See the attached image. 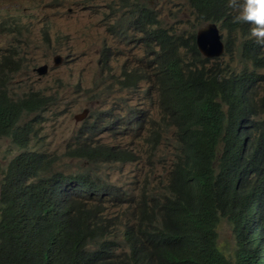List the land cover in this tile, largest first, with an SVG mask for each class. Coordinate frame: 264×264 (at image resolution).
<instances>
[{
	"label": "trees",
	"instance_id": "1",
	"mask_svg": "<svg viewBox=\"0 0 264 264\" xmlns=\"http://www.w3.org/2000/svg\"><path fill=\"white\" fill-rule=\"evenodd\" d=\"M208 1L206 5L195 6L201 11L202 20L205 13L221 6L219 0L211 4ZM151 40L168 50L186 45V41L174 42L161 37H152ZM12 59L9 56L2 58L7 62ZM176 83V80L162 82L160 87L162 97L175 104L173 112L178 117L175 123L180 128L175 168H170L162 190L153 195L142 194L136 199L133 193L107 191L108 186L97 178L63 173L38 176L31 183V161L34 158L26 152L9 167L8 179L0 195V264L254 263L250 250L251 229L248 227L244 236L240 221L243 218L250 221L252 212H257L256 203L253 209L251 204L255 194L264 198V177L256 175L257 180L245 198H242L245 192L235 196L222 194V189L236 187L232 179L237 176L229 168L231 163L223 162L219 163L223 172L215 175V126L197 114L193 101L186 103L188 98L196 95L195 89L189 91L187 80L174 91ZM1 87L0 138L14 135L21 142L22 138L15 129L17 116L24 109H39L48 100L34 93L24 101L14 102ZM195 125L209 137L201 133L203 137L200 138L199 132L193 129ZM196 135L198 140H195ZM158 139V136L153 138ZM105 150L104 147L85 149L82 146L75 156L95 160ZM54 163L55 159L47 154L45 170H53ZM12 171L15 172L12 174ZM125 205L128 207L115 219L106 217L107 208ZM103 215L106 219H101ZM224 220L231 226L239 247L236 262H232L218 244V227ZM106 223L124 225L123 242L130 247L129 253L124 256L116 254L119 244L116 239L112 241L114 237L107 239L108 235H104L109 227L104 226ZM254 230L257 239L253 242V251L255 264H259V248L264 249L260 244L264 241V227L257 226ZM89 245L94 249L88 250Z\"/></svg>",
	"mask_w": 264,
	"mask_h": 264
},
{
	"label": "clouds",
	"instance_id": "2",
	"mask_svg": "<svg viewBox=\"0 0 264 264\" xmlns=\"http://www.w3.org/2000/svg\"><path fill=\"white\" fill-rule=\"evenodd\" d=\"M77 1L68 0V4L75 5ZM134 1L136 0H125L127 6L131 8H129L128 13L131 14V20L128 23L123 22L121 24L127 26V29L123 30L121 34L127 36L131 29L133 30L131 34L134 36L142 34L140 41L145 46L143 47V54L129 52L124 50V48L117 49L113 46H104L102 68L100 70V76L106 75L103 81L111 80L113 85L118 88L133 90L135 88L139 89L140 85H143V87L148 85L146 96L140 106L136 105L134 109L129 111V121L132 124L130 130L136 133H145L154 143H158V141L153 140V138L158 136V140H161L163 133L167 130L174 136L173 139L176 142H180V128L175 123L178 117L173 112L175 104L168 98L162 97L160 87L162 82L176 80L177 83L173 89L177 91L182 86L183 81L187 80L189 91L195 89L196 95L188 98L186 103L189 100L193 101L197 114L203 120L211 122L215 126L216 136L213 137L216 141L215 156L217 158L215 175H220L223 172V170L219 169V163L223 162L226 164L231 163L230 165L232 166H229V168L234 176H237V179H232L236 187L224 188L222 189V194L235 196L240 192H245L242 198L247 197L249 190L257 180L256 175L260 174L264 177V0H219L221 6L212 9V12L205 13L203 20L200 18L201 11L196 9L195 6L206 5L207 0L203 2L199 0H183L180 6L187 12L190 9L194 17L188 23L192 26L198 23V28L182 33L167 31L161 27L164 24L167 13L171 12L166 5V3H171V0H166L163 5L161 4V8L151 6L149 4L150 1L142 0L139 3H134ZM214 1L216 0H209L208 2L211 4ZM79 3L80 1L77 4L79 5ZM6 4L8 2H0V15L2 14L0 21L7 20L4 15V6ZM71 9L69 6L62 7L63 12H68ZM21 24L22 26L13 29L17 33L16 41L26 29V25L23 26V22ZM48 29L49 24H45L42 28L45 34H49V31H46ZM109 30L112 32V29ZM7 31L11 32L12 30ZM201 33H204L202 46L198 44V36ZM152 37L170 39L174 42L186 41V45L174 46L170 50L162 49L156 41L151 40ZM57 45L58 49L54 52L56 56L53 59V67L46 64L44 67L35 68L34 71L42 74L45 71L51 72L55 68L65 67L66 63L67 66L72 64L76 59L75 54L73 53L72 57L67 61L68 56L65 51V63L62 64L61 52L65 49L61 42H57ZM148 45H151V48ZM26 50H30V47L27 46ZM8 51L0 54V85L2 86L1 89L7 93L8 98L14 102L20 99L24 101L30 98L31 94L39 93L48 101L42 103L37 110L24 109L22 114L17 116L15 129L18 131L19 137L22 138L21 142H18L14 135L0 138V141L4 138H10L17 148L20 149V153L14 156L6 167H3L0 163V195L3 193L5 181L8 179L9 167L17 157L23 156L26 152L31 153L34 158L31 161V183L35 182L38 176L50 177L56 173H62L55 169V164L59 162V158L55 154L42 151L35 146V150L29 148L32 145V137L36 134L33 129L34 125L31 123L22 125L21 123L24 115H34L35 117L32 121H37L40 116H43V111L47 112L58 101L53 96H47L42 91L34 90L26 91L21 97L16 99L13 96H9V93L13 91L12 88H9V84L12 77L19 73L20 70L18 68H20V65L22 66L25 62V51L17 44H14L13 48ZM17 52H22V54ZM4 56H9L13 59L8 62L3 61L2 58ZM47 61L52 63L50 60ZM113 61H117V72L111 67V62ZM32 62L33 60L29 64L30 68ZM74 70L75 72L70 75H68L69 71L67 68L63 72L59 70L58 74L61 78L71 80L78 72L75 67ZM79 76V81L82 76L80 84H84L86 81L80 70ZM57 81L60 84L64 82V80L60 79H57ZM152 88H154V92L151 93ZM41 89L48 92L44 88ZM97 89L96 84L90 88L78 85L76 92L80 96H82L83 92V95L94 94L92 96L96 97ZM48 93L59 96V92H51L49 90ZM154 107H158L159 119H156L152 113ZM85 116L83 114L77 117L76 121L81 122ZM106 119V115H103V117H98L93 122L87 120L85 131L89 133L96 131L97 122L103 124ZM193 129L199 132L200 138L203 137L201 133L206 138L209 137L208 133L201 131L198 125H195ZM100 130L105 131L107 129L101 128ZM198 135H196L195 140H198ZM80 139H82L81 133L80 137L75 138L77 147H71L70 158L89 162L91 158L89 159L88 156H75L77 150L83 146L80 143ZM87 147H104L107 149L105 152L100 153L97 159L91 160L92 162H98L99 165L103 164V167H112L119 164L121 166L131 165L129 163L143 160L142 155L135 148L127 149L117 145L101 146L97 144L96 146L88 144ZM84 148L86 149L85 146ZM47 154L55 159L53 170H45ZM14 172L12 171L11 173L13 174ZM63 174L76 176L73 173ZM85 175L91 178L89 172L86 171ZM100 183L108 186L106 190L109 191L110 189L112 193L124 194L128 192L130 195L131 193L134 194L132 189L125 190L123 187H111L107 182ZM166 183L167 181L163 184L158 182V188L162 190V186H165ZM153 193L143 192L142 194L153 195ZM255 196L256 198H254L251 207L253 209L254 203H256L257 212H252L250 221L245 218L240 221L244 236L247 228L250 227L251 229L250 239L252 247L249 249L253 253V264L256 261L253 242L257 239L254 228L257 226L264 227V198H262L263 196L258 198L257 194ZM136 199H138L137 196ZM112 208L118 207L113 206ZM112 208H107L109 210L105 211L108 219H113L110 217L112 216V213H110ZM119 214L117 213L116 217ZM121 227L124 228V225ZM122 232L118 233L121 237L120 240H117V236H107V239L114 237L112 241L117 240L119 246L115 250L116 254L124 245ZM260 244L264 247V241L260 242ZM125 245L128 247L127 252L129 253L130 247L127 243ZM90 248L94 249V247L89 245L87 249L89 250ZM238 248L236 243L234 253L232 255L226 254L232 262H236ZM259 259L261 261L259 264H264L262 247L259 248Z\"/></svg>",
	"mask_w": 264,
	"mask_h": 264
},
{
	"label": "rangeland",
	"instance_id": "3",
	"mask_svg": "<svg viewBox=\"0 0 264 264\" xmlns=\"http://www.w3.org/2000/svg\"><path fill=\"white\" fill-rule=\"evenodd\" d=\"M141 1L136 0L134 3ZM145 1H150L151 6L161 8L160 5H163L166 0ZM171 1V3H166L171 12L167 13L161 27L178 33L198 28V23L193 26L188 23L194 17L190 9L187 12L180 6L183 0ZM0 2H8L4 6L7 22L0 21V54L9 52L8 50L12 49L14 44L19 45L25 51V62L22 66L20 65L19 73L12 77L9 84V88L13 89L9 96L16 99L26 91L34 90L42 91L47 96H53L58 101L47 112L43 111V116H40L37 121H32L34 115L22 116V125L31 123L36 132L29 148L35 150L36 147L55 154L59 158L55 169L62 173H73L77 176L85 175L87 171L91 174V178L107 182L111 187L132 189L137 197L143 192L149 194L160 191L158 182L161 184L166 182L170 168H175L178 143L173 139L174 136L166 130L162 139L158 140L157 146L154 147L156 143L152 142L145 133L130 130L132 124L129 121V111L136 105L140 106L146 96L148 85L145 87L140 85L139 89L133 90L123 89L114 86L111 80L103 81L105 74L100 76L104 46L124 48L129 52L143 54L145 46L140 41L142 34L134 36L131 34L132 29L128 32V37L121 34L127 29L125 24H121L131 20V14H128L130 7L127 6L125 0H78L75 5H69L68 0H0ZM65 6L72 9L63 12L62 7ZM21 22L23 26L26 25V29L18 38V42L16 41L17 33L13 29L22 26ZM45 24H49V29L46 30L49 34H45L42 30ZM109 29H112V32ZM57 42H61L65 49L61 52L62 64L65 63V51L68 56L67 61L73 53L76 59L71 65L67 66L66 63L65 67L55 68L51 72L45 71L39 74L34 71L35 68L44 67L46 64L53 67V59L56 56L54 52L58 49ZM27 46L30 47L28 51ZM17 53L22 54V52ZM32 60L30 68L29 64ZM116 65L117 61L111 62V67L117 72ZM74 67L78 69V72L71 80L61 78L58 74L59 70L63 72L67 68L68 75H70L75 72ZM79 70L86 81L84 84H80L82 76L79 81ZM57 79L64 80V82L60 84ZM95 84L98 88L96 97L92 96L94 94L83 95V92L80 96L76 92L78 85L90 88ZM41 88L48 92L49 90L59 92V96L45 92ZM152 92L154 88L151 89ZM157 111L158 107H154L152 113L156 119H159ZM83 114L86 116L81 122H77L76 118ZM103 115H106L107 119L103 124L97 122L96 131L90 133L85 131L87 120L93 122ZM101 128L107 130L101 131ZM80 133L82 135L80 143L85 147L88 144L95 146L97 144L117 145L127 149L135 148L142 155L143 160L129 163L131 165L121 166L119 164L103 167V164L99 165L98 162L91 160L87 162L71 159V147H77L75 138L80 137ZM18 153L20 149L10 138L0 141V163L3 167H6ZM94 204L91 206L93 207ZM117 207L110 210L112 213L110 217L113 219L128 205ZM101 219H106L105 215ZM108 225L104 235L115 237L123 231L121 227L123 225L106 223L104 226ZM218 235V244L223 252L232 255L236 249V238L227 220L219 225ZM120 238L118 234L117 240ZM127 251L128 247L124 244L122 249L118 250L117 255L124 256Z\"/></svg>",
	"mask_w": 264,
	"mask_h": 264
},
{
	"label": "water",
	"instance_id": "4",
	"mask_svg": "<svg viewBox=\"0 0 264 264\" xmlns=\"http://www.w3.org/2000/svg\"><path fill=\"white\" fill-rule=\"evenodd\" d=\"M203 42H204V33H201V34H199V36H198V44H199L200 46H202V45H203Z\"/></svg>",
	"mask_w": 264,
	"mask_h": 264
},
{
	"label": "bare ground",
	"instance_id": "5",
	"mask_svg": "<svg viewBox=\"0 0 264 264\" xmlns=\"http://www.w3.org/2000/svg\"><path fill=\"white\" fill-rule=\"evenodd\" d=\"M263 253H264V249H263Z\"/></svg>",
	"mask_w": 264,
	"mask_h": 264
}]
</instances>
